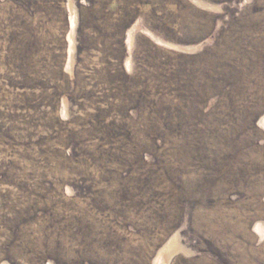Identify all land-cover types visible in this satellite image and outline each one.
<instances>
[{"label":"rangeland","instance_id":"1","mask_svg":"<svg viewBox=\"0 0 264 264\" xmlns=\"http://www.w3.org/2000/svg\"><path fill=\"white\" fill-rule=\"evenodd\" d=\"M92 1L0 0V264H264V0Z\"/></svg>","mask_w":264,"mask_h":264},{"label":"trees","instance_id":"2","mask_svg":"<svg viewBox=\"0 0 264 264\" xmlns=\"http://www.w3.org/2000/svg\"><path fill=\"white\" fill-rule=\"evenodd\" d=\"M48 1L50 3L52 2L53 5H57V7L62 10V12H63L64 15L67 14V12L65 11L66 9H65V7L63 5L65 0H48ZM86 1H87V5H82V4L80 5V4L77 3V8H78V14H77V16H78V28H77V30H78V37H79V35L81 36L82 33H83L82 31L84 30L83 27H84V21H85V19L88 20L90 18L87 13L92 10L93 5L95 4L92 0H86ZM113 3L114 2H112V4ZM85 9L86 10L88 9V11L87 12L85 11V14H84L83 10H85ZM85 15H86V18H85ZM101 19L99 17H97L96 15H94L92 17V22H98L100 20L103 21V22L105 21L107 23L110 22V20L107 19V18L101 17ZM113 24H114V27H115L114 29H116V34L118 36L119 35H123L122 33L127 28V24L123 22V18L116 20ZM106 25H108V24H106ZM93 27L96 28L97 26L96 25H93ZM120 40H122V39L121 38L119 39V42H118L119 43V48H120V51L121 50L123 51L125 49V47H124L123 42L120 41ZM109 85L110 86H113L114 84L108 83L107 86L110 87Z\"/></svg>","mask_w":264,"mask_h":264}]
</instances>
